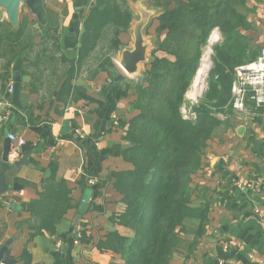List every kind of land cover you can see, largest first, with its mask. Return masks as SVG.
I'll use <instances>...</instances> for the list:
<instances>
[{"label":"crops","instance_id":"obj_1","mask_svg":"<svg viewBox=\"0 0 264 264\" xmlns=\"http://www.w3.org/2000/svg\"><path fill=\"white\" fill-rule=\"evenodd\" d=\"M94 1L44 0L46 25H40L25 6L21 7L19 21L23 17L31 21L28 31L33 34L29 49L24 50L25 58H20L22 108L12 103L8 90V85L14 84L12 67L19 57L11 63L10 76L4 80L1 73L5 59L0 57V110L3 102L11 105L9 119L0 121V160L10 132L26 140L15 159L30 151L28 164L5 173L6 183L11 186L16 182L18 187L0 193V247L10 241L8 256L14 260L12 264H24L23 249L27 250L29 264L120 262L118 254L100 250L97 242L112 231L132 235L130 229L109 218L123 209L110 172L131 168L115 149L116 145H127L119 121H127L136 113L131 103L132 88L125 82L127 74L118 70L121 83L104 71L88 77L87 67L97 47L72 79L73 85L83 88L75 93L77 100L66 105L57 101L69 67L61 56L77 58L82 21ZM247 5L254 10L247 15L250 27L243 33L250 38L252 48L260 51L264 47V0H248ZM129 29L120 35L122 47ZM213 30L221 37L217 28L209 36ZM85 95L93 100H86ZM54 158L57 176L71 190L72 207L53 235L29 238L31 216L23 203L37 196ZM191 178L192 205L207 206V222L200 235L198 220L184 222L182 242L170 264H217L220 257L256 264V258L249 255L264 251L263 112L249 107L245 114L232 110L226 113L207 141L201 167ZM89 179L94 182L88 183ZM224 243L227 251L222 249Z\"/></svg>","mask_w":264,"mask_h":264},{"label":"trees","instance_id":"obj_2","mask_svg":"<svg viewBox=\"0 0 264 264\" xmlns=\"http://www.w3.org/2000/svg\"><path fill=\"white\" fill-rule=\"evenodd\" d=\"M247 1L166 0L156 17L155 47L150 51L141 80L129 85L136 113L118 123L127 145H116L115 149L131 168L110 172L123 209L109 218L130 229L132 235L112 231L97 242L100 250L120 256V262L109 264H170L174 250L182 242L181 232L187 219L198 220L197 234L203 232L207 206L192 205L191 177L201 167L207 141L221 123L216 113L231 110L233 68L255 59L259 53L243 33L250 27L247 15L254 10ZM133 16L127 0H95L91 4L78 35L77 58L61 56L69 67L57 92L58 102L66 105L77 100L75 93H81L83 88L73 85L72 79L99 46L103 53L88 77L104 71L113 78L115 64L111 54L119 51L120 35L128 31ZM31 25L25 17L16 28L5 19L0 22V57L5 59L3 80L10 76L11 63L17 57L25 58L24 50L29 49L33 38L28 31ZM214 28L221 37L212 45L213 66L208 72L207 87L191 107L195 118H185L181 113L185 93L199 67L202 46ZM84 98L93 100L88 95ZM57 169L54 158L37 196L23 203L31 216L29 238L44 233L53 235L72 207L71 190L57 176ZM22 253L24 264H29L27 250Z\"/></svg>","mask_w":264,"mask_h":264},{"label":"water","instance_id":"obj_3","mask_svg":"<svg viewBox=\"0 0 264 264\" xmlns=\"http://www.w3.org/2000/svg\"><path fill=\"white\" fill-rule=\"evenodd\" d=\"M25 6L30 13H32L40 25H46L47 16L46 9L44 6V0H0V22L4 19L10 23L13 28H16L19 23L20 10L21 7ZM148 13L146 11L141 12V20L136 22L133 27L134 41L133 47L131 49H122L119 59V65L126 74L137 73L139 69V64L147 61V49L149 43L144 39L142 28L146 23V17L148 18ZM198 69V68H197ZM12 70L13 75V90L11 93L12 103L22 108V105L19 100V93L21 89L20 85V58H17ZM197 71V70H196ZM196 73V72H195ZM112 76L115 81L120 80L122 74L116 69L113 68ZM206 89V87H205ZM205 89L202 91L204 92ZM111 122H107L110 125ZM104 125V123L102 124ZM9 149H10V140L7 139L6 145L4 148L3 155L0 160V193L5 190L12 188H17L18 183L14 182L11 186L6 183L5 173L21 165H26L29 163L27 157L30 154V151H24L22 155L15 159H9ZM76 231V229H75ZM10 241H6L0 247V262L3 264H12L14 260L8 256V246Z\"/></svg>","mask_w":264,"mask_h":264},{"label":"built area","instance_id":"obj_4","mask_svg":"<svg viewBox=\"0 0 264 264\" xmlns=\"http://www.w3.org/2000/svg\"><path fill=\"white\" fill-rule=\"evenodd\" d=\"M9 92L13 90V84L8 85ZM229 105L231 110L245 114L248 108L261 110L264 114V47H262L257 57L251 61L237 65L233 68L232 80L230 87ZM11 113L10 103L3 102L0 110V121H7ZM8 140L12 143L9 149V158L15 159L23 150L26 140L14 133L7 135ZM92 179L88 183H93ZM227 244L222 245L223 251H227ZM250 257L256 258V264H264V251L257 255L250 254ZM217 264H240L235 260L224 257L217 259Z\"/></svg>","mask_w":264,"mask_h":264},{"label":"rangeland","instance_id":"obj_5","mask_svg":"<svg viewBox=\"0 0 264 264\" xmlns=\"http://www.w3.org/2000/svg\"><path fill=\"white\" fill-rule=\"evenodd\" d=\"M127 2L129 4L132 12L134 13L133 21L131 23L129 32L127 33V35H128V37L126 38L127 42H126L124 47L121 46L119 51L111 54V57L115 60V63H114L115 67L122 74H126V73L122 70V68L120 67V65L118 63L119 59H120V55H121V50L122 49H128V48L131 49L133 47V41H134L133 27H134V24L136 22L144 20L141 18L142 17L141 12L146 11L149 14L148 18L146 17V23L144 24V26L142 28L144 39H146L147 42L149 43V46L147 49V61L139 64V69H138L137 73L125 75L128 78L125 81L126 84L132 86L134 83H137L138 81L141 80L143 71L145 70L146 64L149 61L150 51L153 49V47H155L156 41L158 39V35L155 32V27L157 25L156 17L158 16L159 12H161V10L164 9L166 0H127ZM210 37L211 36H208L206 44L204 46H202L201 58H202L204 52L207 50V47H208V49H209L208 51H210L209 52L210 54L208 53V59L210 61L209 68L211 69L213 66V63H212V59H213L212 45H213V43H215L217 41V39H220V37L215 35L213 40H210ZM102 53L103 52L101 50V46H99L98 51H96L94 56L91 58L90 67H87V72H86L87 76L89 75V72L94 69L93 65L97 62V60L100 58ZM201 58H200V61H201ZM210 69H208V72ZM208 72L203 77V82L200 84V87H199L200 89H198L197 94L194 97H192L193 99L191 97H189L187 94L188 91L191 90V88H190L191 84L188 87V90L185 93V98H186L185 103L181 107V113H182L183 117L190 118V119L195 118V113L192 111L191 107L193 105H196L198 103V101L202 98V94H203L202 91L205 89V87H207V81L209 78ZM225 114L226 113L218 112V113H216V116L222 122V119H223Z\"/></svg>","mask_w":264,"mask_h":264},{"label":"bare ground","instance_id":"obj_6","mask_svg":"<svg viewBox=\"0 0 264 264\" xmlns=\"http://www.w3.org/2000/svg\"><path fill=\"white\" fill-rule=\"evenodd\" d=\"M211 37H210V40H213L214 39V36H215V31L213 30L212 33H211ZM216 38V37H215ZM208 47H207V50L204 52L202 58H201V61H200V64H199V67L195 73V75L193 76L192 78V81H191V90L188 91V96L189 97H194L196 94H197V90L200 89V84L203 82V77L206 75V73L208 72V69L209 66H210V61L208 59V53L210 51H208ZM210 54V53H209ZM210 71V70H209ZM198 97V96H197ZM193 99V98H192Z\"/></svg>","mask_w":264,"mask_h":264}]
</instances>
